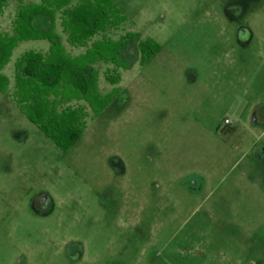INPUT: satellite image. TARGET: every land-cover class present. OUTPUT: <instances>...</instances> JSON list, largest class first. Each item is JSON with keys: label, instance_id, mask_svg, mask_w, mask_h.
Segmentation results:
<instances>
[{"label": "rangeland", "instance_id": "rangeland-1", "mask_svg": "<svg viewBox=\"0 0 264 264\" xmlns=\"http://www.w3.org/2000/svg\"><path fill=\"white\" fill-rule=\"evenodd\" d=\"M110 1L125 20L108 35L160 49L117 85L97 64L115 94L69 149L14 97L16 60L50 42L21 41L3 69L0 264H264V0Z\"/></svg>", "mask_w": 264, "mask_h": 264}, {"label": "trees", "instance_id": "trees-1", "mask_svg": "<svg viewBox=\"0 0 264 264\" xmlns=\"http://www.w3.org/2000/svg\"><path fill=\"white\" fill-rule=\"evenodd\" d=\"M19 1L12 32H0V92L7 91L9 78L3 69L16 46L24 40H48L47 52L28 50L16 60L14 97L29 119L67 150L85 130L89 112L99 115L115 94L99 91L97 64L113 65L106 71V79L117 85L119 69L150 59L160 44L149 38L141 40L132 32L119 38L108 35L125 20L110 0ZM8 2L0 0V17ZM59 24L69 45L83 47V53L73 54L65 46L57 32Z\"/></svg>", "mask_w": 264, "mask_h": 264}, {"label": "crops", "instance_id": "crops-1", "mask_svg": "<svg viewBox=\"0 0 264 264\" xmlns=\"http://www.w3.org/2000/svg\"><path fill=\"white\" fill-rule=\"evenodd\" d=\"M226 119H229V118H226ZM229 124H230L229 127L234 126V129H235L236 124L234 123V121H232V122L229 123ZM229 127H228V129H229Z\"/></svg>", "mask_w": 264, "mask_h": 264}, {"label": "built area", "instance_id": "built-area-1", "mask_svg": "<svg viewBox=\"0 0 264 264\" xmlns=\"http://www.w3.org/2000/svg\"><path fill=\"white\" fill-rule=\"evenodd\" d=\"M229 121H230L229 119H225V122H226V123H229Z\"/></svg>", "mask_w": 264, "mask_h": 264}]
</instances>
